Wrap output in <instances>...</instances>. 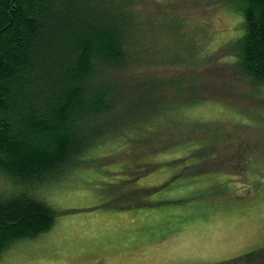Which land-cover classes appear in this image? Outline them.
I'll list each match as a JSON object with an SVG mask.
<instances>
[{
	"label": "rangeland",
	"instance_id": "374dc122",
	"mask_svg": "<svg viewBox=\"0 0 264 264\" xmlns=\"http://www.w3.org/2000/svg\"><path fill=\"white\" fill-rule=\"evenodd\" d=\"M201 2H169L161 13L190 7L179 34L214 49L210 60L199 70L164 61L141 72L203 79L191 75L186 91L168 94L181 99L173 111L153 105L164 117L150 122L151 140L134 131L56 184L62 212L53 228L17 243L0 264H264V84L232 62L242 14ZM176 32L159 28L163 47L186 49Z\"/></svg>",
	"mask_w": 264,
	"mask_h": 264
},
{
	"label": "trees",
	"instance_id": "16d2710c",
	"mask_svg": "<svg viewBox=\"0 0 264 264\" xmlns=\"http://www.w3.org/2000/svg\"><path fill=\"white\" fill-rule=\"evenodd\" d=\"M174 1L181 0H0V258L53 228L62 212L53 202L56 184L134 131L151 140L150 122L164 117L153 105L173 111L181 99L168 94L186 91L191 75L203 79L141 72L164 61L199 70L210 60L214 49L179 34L192 22L190 7L161 13ZM204 1L202 8L242 14L232 62L254 85L264 84V0ZM166 25L177 28L186 49L163 47L158 33Z\"/></svg>",
	"mask_w": 264,
	"mask_h": 264
}]
</instances>
